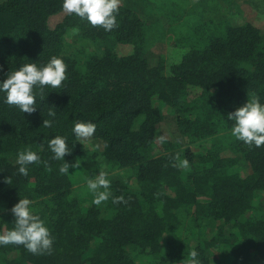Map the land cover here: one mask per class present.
Segmentation results:
<instances>
[{
  "label": "trees",
  "instance_id": "1",
  "mask_svg": "<svg viewBox=\"0 0 264 264\" xmlns=\"http://www.w3.org/2000/svg\"><path fill=\"white\" fill-rule=\"evenodd\" d=\"M162 1L121 0L106 32L63 0H0V80L25 63L67 65L61 87L34 89L30 115L0 93V234L27 198L54 240L38 254L0 246V264H189L192 250L201 264H264V146L236 140L227 120L264 104L252 21L264 0ZM78 122L96 125L90 140L75 138ZM56 136L78 165L70 174L48 148ZM25 149L40 161L21 175ZM101 171L111 196L95 205L87 181Z\"/></svg>",
  "mask_w": 264,
  "mask_h": 264
},
{
  "label": "clouds",
  "instance_id": "2",
  "mask_svg": "<svg viewBox=\"0 0 264 264\" xmlns=\"http://www.w3.org/2000/svg\"><path fill=\"white\" fill-rule=\"evenodd\" d=\"M120 3L121 0H63L62 9L67 14H74L87 21L93 27H100L109 32L117 26ZM66 73L67 65L59 57H52L43 66H38L37 63H25L18 70L8 72L5 78L0 80V93H4V103L30 115L37 111L34 89L39 88L43 91L45 87L59 88L67 79ZM49 116H55V112L50 110ZM227 120L233 122L231 135L236 140L250 147L264 146V104L259 99L247 101L246 104L229 113ZM51 123L50 120H43V127H51ZM72 131L78 141L84 142L94 136L96 125L78 122ZM48 148L53 153V159L64 161V166L59 169L62 174H70V168L78 167L65 161V157L72 153L66 138L56 136L50 139ZM39 161L40 156L31 149L18 152L16 164L19 165V174L27 175L28 166ZM180 166L188 167V161H182ZM107 177V172L101 171L87 181V189L93 194L95 205H100L111 196L109 191L111 182ZM122 201V196L113 198V203ZM32 204L31 200L24 198L12 207L14 227L7 233L0 234V246L23 245L33 254L51 250L54 240L50 230L45 221L35 214ZM189 257V264H201L196 250H192Z\"/></svg>",
  "mask_w": 264,
  "mask_h": 264
},
{
  "label": "rangeland",
  "instance_id": "3",
  "mask_svg": "<svg viewBox=\"0 0 264 264\" xmlns=\"http://www.w3.org/2000/svg\"><path fill=\"white\" fill-rule=\"evenodd\" d=\"M173 1L175 3H177L179 0H166V1L164 0L160 4H162V5L164 4L163 7H165V6H168L169 4H173ZM191 1L194 3V2H198L199 0H191ZM192 5H191V3L186 2L185 4L183 3L181 5V8L182 9L184 8L185 10H188V9H191ZM179 10H181V9H179ZM256 14L257 15H255V17L252 19L253 24L256 25L257 27H260L264 31V15L262 13H256ZM70 39H73V37L69 38V40ZM165 128L166 129H170L171 128V130H173L174 127L172 125H168V126L166 125Z\"/></svg>",
  "mask_w": 264,
  "mask_h": 264
}]
</instances>
